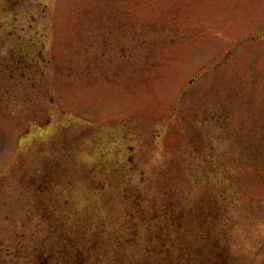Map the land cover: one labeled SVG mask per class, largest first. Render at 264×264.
Wrapping results in <instances>:
<instances>
[{
  "label": "rangeland",
  "instance_id": "rangeland-1",
  "mask_svg": "<svg viewBox=\"0 0 264 264\" xmlns=\"http://www.w3.org/2000/svg\"><path fill=\"white\" fill-rule=\"evenodd\" d=\"M72 246L264 264V0H0V264Z\"/></svg>",
  "mask_w": 264,
  "mask_h": 264
},
{
  "label": "trees",
  "instance_id": "trees-1",
  "mask_svg": "<svg viewBox=\"0 0 264 264\" xmlns=\"http://www.w3.org/2000/svg\"><path fill=\"white\" fill-rule=\"evenodd\" d=\"M72 247H67L66 249L67 258L62 260L63 262L69 259H76L75 264H89L90 263L91 257L93 258L94 256L91 249H87V248L79 249L76 246H72Z\"/></svg>",
  "mask_w": 264,
  "mask_h": 264
}]
</instances>
